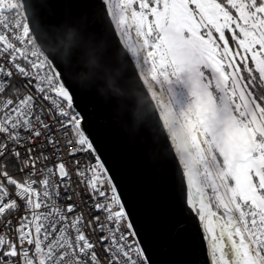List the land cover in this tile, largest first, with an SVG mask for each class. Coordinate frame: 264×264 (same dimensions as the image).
<instances>
[{"label":"snow or ice","instance_id":"1","mask_svg":"<svg viewBox=\"0 0 264 264\" xmlns=\"http://www.w3.org/2000/svg\"><path fill=\"white\" fill-rule=\"evenodd\" d=\"M43 7L0 0V264H154L90 131L93 76L134 90L156 179L175 167L176 235L190 223L208 264H264V0Z\"/></svg>","mask_w":264,"mask_h":264},{"label":"water","instance_id":"2","mask_svg":"<svg viewBox=\"0 0 264 264\" xmlns=\"http://www.w3.org/2000/svg\"><path fill=\"white\" fill-rule=\"evenodd\" d=\"M35 3L37 12L47 11L44 0ZM117 65L113 62L106 71L122 75ZM75 76L79 83V74ZM81 87L89 105L90 131L134 210L154 264H208L204 241L190 223L182 233H175L177 224L186 223L173 187L175 167L164 171L162 180L156 179L161 170L148 158L150 145L142 129L144 121L137 118L141 106L134 90L122 89L123 95L113 99L99 76L90 77Z\"/></svg>","mask_w":264,"mask_h":264},{"label":"built area","instance_id":"3","mask_svg":"<svg viewBox=\"0 0 264 264\" xmlns=\"http://www.w3.org/2000/svg\"><path fill=\"white\" fill-rule=\"evenodd\" d=\"M37 175H40V173H37ZM73 188L76 191V193H78V195L74 197L75 202H77V203H83V204L86 205L87 204L86 194L82 191L81 188L76 187L75 177H73Z\"/></svg>","mask_w":264,"mask_h":264},{"label":"flooded vegetation","instance_id":"4","mask_svg":"<svg viewBox=\"0 0 264 264\" xmlns=\"http://www.w3.org/2000/svg\"><path fill=\"white\" fill-rule=\"evenodd\" d=\"M205 244V243H204Z\"/></svg>","mask_w":264,"mask_h":264}]
</instances>
